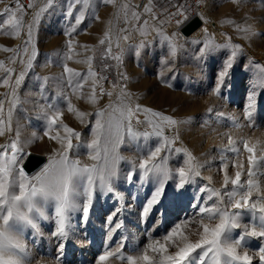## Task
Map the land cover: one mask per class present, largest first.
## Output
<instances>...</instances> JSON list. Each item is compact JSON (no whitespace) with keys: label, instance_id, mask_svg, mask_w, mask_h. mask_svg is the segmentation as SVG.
<instances>
[{"label":"snow or ice","instance_id":"snow-or-ice-1","mask_svg":"<svg viewBox=\"0 0 264 264\" xmlns=\"http://www.w3.org/2000/svg\"><path fill=\"white\" fill-rule=\"evenodd\" d=\"M2 2L3 0H0V3ZM55 2L56 0H44L43 6L37 8L30 0L27 8L36 10L31 13L30 20H25L24 5L16 0L14 8L6 6L3 9L7 19L0 22L2 34L23 41L22 49H2L12 53V56L8 57V63L12 66H5V62L0 61V86L7 89L0 94V138H4L3 142H0V264H32L36 257L25 243L24 231L31 228L36 235L42 237L39 221L53 219L47 212L49 206L54 208L56 227L51 235L57 240V251L54 256L49 253L42 255L54 260L55 264H66L67 244L81 243L77 233H86L94 196L114 192L113 182L120 175L122 161L131 165V170L125 176L128 181H133L138 172L142 180L151 178L157 185L142 210V218H147L153 207L160 202L165 185L169 181L178 177L176 188L177 195H180L186 185L201 176V168L204 167L187 149L173 147L181 138L175 129L188 121L174 119L171 115L154 111L152 108H142L139 104L133 105L130 102L131 97L123 88L117 96L119 103H110L108 109L89 113L78 108L72 97L95 105L99 104L102 98L112 97L113 92L104 88L108 78L94 68V61L97 59L95 55L78 59L82 54L76 51L77 47L83 48L85 53H95L96 49L77 45L72 37L85 22L86 16H91L94 20L106 24L102 38L98 41L102 53L99 59L102 61H107L108 58L121 61L124 49L121 48L119 40L122 38L129 41L131 31L137 32L141 37L134 49L137 56L146 54L147 44L144 38L155 33L169 50L168 57L163 60L164 66H170L178 51L183 50L187 44L202 45L195 49L198 57L202 59L211 52L228 48L226 43L214 45L210 38L201 39L207 32L206 28H200L199 36L195 39L187 38L186 29L191 28L197 21L201 25L207 22V17L200 11L206 0H194L192 5L178 4L172 10L166 9L162 16L157 15L154 0H147L139 5L131 3L130 0H124L122 3L117 0H100V3L116 8L115 18L120 19L122 16L123 22L129 25L128 28L121 29L123 36L116 39L118 54L113 53L112 21H103L97 14V0H65V16L71 23L64 32L68 37L64 59L86 64L87 70L82 74L64 63L60 76L42 79L45 84L49 80L56 82L59 89L57 96L65 95L62 88L64 83L71 88V94L66 96V109L80 124L91 129L92 139L86 144L91 163H82L80 159L70 158L69 153L76 147L74 141H81L82 133L65 123L63 110L56 107L53 111V105L47 102L49 98L44 88L38 90L37 99L32 103L38 118L46 122V130L42 135L33 132L30 138L22 139V125L19 120H16L14 125L15 109L26 102L21 101L19 89L38 56L34 30ZM233 2L239 3V0ZM236 27L247 39L256 35L251 25ZM182 34L185 39L183 43H179ZM239 48V44L232 45L230 55L216 74V87L213 89L216 95H221ZM17 64L21 66L18 73L14 67ZM104 68H108L107 63ZM112 87L117 88L119 85L113 81ZM261 87L264 88V84H261ZM254 103L255 92L249 96V104L245 110L248 121L251 120ZM90 116H94V124L89 121ZM141 125L145 126V130H140ZM233 126L241 127L238 121H234ZM166 129L172 130L174 135H167ZM140 137H155L157 145L144 156L129 160L122 154L121 145L131 146ZM45 138L54 142L56 147L50 150L47 162L34 174H30L27 171V165L31 161L29 149L34 143ZM227 144L226 150H220V171L223 176L221 188L212 187L211 177H208L209 184L200 188V192L205 195L200 196L194 205L196 212L193 215L181 219L160 239H151L136 254L125 255L126 245L121 241L114 250L100 255L98 264H107L110 259H117L125 264H254L257 258L258 264H264V246H261L258 252L250 254L245 250L244 244L246 237L264 238V181L258 179V173L261 167H264V149L258 154L259 141L254 143L250 138L237 140L231 135L227 136ZM225 151L231 152L235 158L229 159L223 154ZM172 152L184 153L187 156L183 166L175 170L169 166V156ZM242 153H247L246 163L240 158ZM230 166L235 170L234 174H230ZM242 177L245 179L242 180ZM117 195L122 198V194ZM242 209L258 213L260 224L243 223L239 211ZM121 211V208H116L106 218V223L110 225L109 241L113 239L111 233L123 227L122 222L114 223V218H117ZM74 213L79 216V224H72ZM197 214L199 219H196ZM236 229L241 231L238 238L234 239L232 233Z\"/></svg>","mask_w":264,"mask_h":264},{"label":"rangeland","instance_id":"rangeland-1","mask_svg":"<svg viewBox=\"0 0 264 264\" xmlns=\"http://www.w3.org/2000/svg\"><path fill=\"white\" fill-rule=\"evenodd\" d=\"M132 1L130 0L131 3ZM19 2L24 5L25 20H30L31 13L36 9L27 8L30 0H27V4L23 0ZM31 2H34L38 8L43 6L44 0H31ZM117 2L122 3L124 0H117ZM97 3L99 5L97 14L101 19L112 21L113 53L118 54L119 50L115 47L116 39L123 36L121 29L128 28L129 25L123 22L122 16L120 19L115 18L117 9L112 5L106 6L100 3V0H97ZM15 4L16 0H3L0 3V22L7 19L3 9L6 6L14 8ZM154 4L157 15L162 16L167 9V0H154ZM65 10V0L56 1L53 7L42 16L40 24L34 30V42L37 45L38 56L33 68L28 70L20 86L21 101L26 102L21 103L15 109L14 125L16 120H19L22 125V139L30 138L33 132L38 135L43 134L46 130V122L38 118L32 101L37 99L38 90L44 88L49 98L47 102L53 105V111L56 107L63 110L65 123L82 133L81 141H74L76 147L69 153L70 158L80 159L82 163H91L88 157L89 149L86 147L92 139L91 129L80 124L79 120L66 109V96L71 94V88L64 83L62 88L65 95L57 96L56 92L59 89L56 87V82L49 80L45 84L42 79L43 77L60 76L64 63L82 74L87 70L86 64L64 59L68 39L64 32L71 23L65 16ZM200 11L207 17V22L200 25L198 30L196 29L197 32L194 35H188L187 38L195 39L199 36V29L206 28L207 32L201 39L210 38L214 45L226 43L228 48L211 52L201 59L195 49L202 45L187 44L183 50L178 51L170 66L163 65V60L168 57L169 50L155 33L144 38L147 47L146 54L142 56H137L134 50L135 45L141 39L137 32H130L129 41L121 38L119 43L124 49L121 61L111 58L107 61L99 59L102 53L98 41L102 38L106 24L94 20L91 16H86L78 32L73 34L72 39L77 45H87L89 48L96 49L95 53H85L83 48L77 47L76 51L82 54L78 59L86 55H95L97 59L94 61V68L110 78L104 83V88L113 92L112 97L102 98L99 104L93 105L72 97L73 103L83 111L95 113L100 109H108L110 103L118 104L117 96L123 88L131 97L130 102L133 105L139 104L142 108H152L154 111L171 115L174 119L188 121L175 129L181 138L175 142L173 147L187 149L204 167L201 168V176L186 185L180 195H177L176 188L178 177L169 181L165 185L160 202L153 207L147 218H142V210L157 185L151 181V178L142 180L138 172L133 181H128L125 176L131 170V165L122 161L120 175L113 182L114 192H104L94 196L90 221L85 229L86 233H77V238L81 243L69 242L67 244L66 264H98L99 256L106 251L114 250L121 241L126 245L125 255L136 254L151 239H160L181 219L193 215L196 212L194 205L200 196L205 195L200 192V188L209 184L208 177H211L212 187L221 188L223 176L220 171V150L227 149L228 135L237 140L250 138L254 143L259 141L258 154L264 149V88L261 87V84H264V0H239V3H234L233 0H206L205 6ZM236 25L242 28L251 25L256 35L252 39L245 38L243 33L237 30ZM184 39L185 35L182 34L179 43H183ZM233 44H239L240 48L237 50L233 69L222 87L221 95H216L213 91L216 87V74L222 68L226 57L230 55ZM5 47L22 49L23 41L0 32V61H4L5 66H12L8 63V57L12 56V53L3 51ZM105 63L108 68H104ZM14 67L18 73L21 66L17 64ZM122 77H127V79ZM113 81L119 87L113 88ZM254 85H256L255 88ZM87 90L86 86L85 91ZM5 91L7 89L0 86V94ZM253 92H255V103L251 120L248 121L245 117V110L249 104V96ZM209 109L212 111L210 112ZM89 121L94 124V116H90ZM234 121H238L241 127H234ZM139 128L141 131L145 130L143 125ZM148 130L151 131V129ZM166 134L171 137L174 132L166 129ZM3 140L4 138H0V142ZM156 145L155 137H140L131 146L121 145V152L132 160L137 156H144ZM54 147H56L54 142L46 138L31 146L30 153L45 157V161L39 168L47 162L50 150ZM223 154L229 159L235 158L231 152L225 151ZM246 157L247 153H242L240 158L246 163ZM185 159L187 156L184 153L172 152L169 156V166L175 170L183 166ZM39 168L30 174H34ZM234 171L230 166V174H234ZM261 173H264V167H261L258 173V179L264 181V175ZM243 179L245 177H242ZM117 193L122 194V198ZM116 208H121L122 211L117 218H114V223L122 222L123 227L111 233L113 239L109 241L110 225L106 223V218ZM239 211L243 223L260 224L258 213L254 214L247 209ZM47 212L53 219L39 221L43 232L42 237L36 235L31 228H26L24 231L25 243L36 257L32 264H55L54 260L42 255L49 253L54 256L57 251V240L51 235L56 227L54 208L49 206ZM196 219H199L198 214ZM72 224H79V216L76 213L73 214ZM240 231L239 229L233 231L234 239L238 238ZM244 244L245 250L253 254L264 246V238L246 237ZM107 264H125V262L110 259ZM254 264H258V258Z\"/></svg>","mask_w":264,"mask_h":264},{"label":"water","instance_id":"water-1","mask_svg":"<svg viewBox=\"0 0 264 264\" xmlns=\"http://www.w3.org/2000/svg\"><path fill=\"white\" fill-rule=\"evenodd\" d=\"M200 25H201L200 22L197 21V23L195 25H193L191 28L185 30L186 35H189L191 32H193ZM25 159H27V157ZM43 162H44L43 156L31 153V161L27 165V171L32 170L31 172H33V170H35V168L39 167Z\"/></svg>","mask_w":264,"mask_h":264},{"label":"built area","instance_id":"built-area-1","mask_svg":"<svg viewBox=\"0 0 264 264\" xmlns=\"http://www.w3.org/2000/svg\"><path fill=\"white\" fill-rule=\"evenodd\" d=\"M56 1H60V0H56ZM23 2L25 4H27V0H23ZM146 2H147V0H133L132 1L133 4H137V5H139L141 3H146ZM178 4H190V5H192V4H194V0H167V10L174 9L175 6ZM107 78H108V80H110L109 77H107Z\"/></svg>","mask_w":264,"mask_h":264},{"label":"bare ground","instance_id":"bare-ground-1","mask_svg":"<svg viewBox=\"0 0 264 264\" xmlns=\"http://www.w3.org/2000/svg\"><path fill=\"white\" fill-rule=\"evenodd\" d=\"M198 28H199V27H197L196 29L198 30ZM196 29H195V30H196ZM195 30H194L193 32H191L190 34H191V35H194V34L197 32V30H196V31H195ZM190 34H189V35H190ZM187 36H188V35H187ZM33 154H36V153H33ZM36 155H39V154H36ZM41 156H42V155H41ZM43 157H44V156H43ZM44 161H45V157H44ZM37 168H39V167H37ZM37 168H35V170H36ZM31 171H32V170H31ZM31 171H28V172L30 173ZM33 171H34V170H33Z\"/></svg>","mask_w":264,"mask_h":264}]
</instances>
